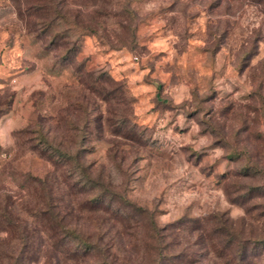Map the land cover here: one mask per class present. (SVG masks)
I'll use <instances>...</instances> for the list:
<instances>
[{
    "label": "rangeland",
    "instance_id": "374dc122",
    "mask_svg": "<svg viewBox=\"0 0 264 264\" xmlns=\"http://www.w3.org/2000/svg\"><path fill=\"white\" fill-rule=\"evenodd\" d=\"M111 1L112 6L103 0L66 1L72 17L98 30L73 33L76 48L67 57L49 48L48 33L31 28L13 0H0V257L18 249L20 234L13 226L38 225L32 216L44 208L48 188L36 180L48 184L54 173L48 139L73 151L77 105L88 103L91 113L106 111L82 81L87 73L110 76L125 88L144 147L120 145L121 173L108 155L113 137L95 132L85 144V162L125 185L128 198L151 211L159 227L214 213L239 219L249 197H238V186H256L254 196L264 190L263 175L243 176L251 163L264 167V144L253 139L255 115L249 108L264 77V15L257 5ZM96 20L104 25L96 27ZM260 132L264 135V123ZM246 206L262 209L264 201L255 197ZM87 214L76 209L68 220L91 225L92 231ZM43 251L33 264H48V250ZM125 256L129 253L121 251Z\"/></svg>",
    "mask_w": 264,
    "mask_h": 264
},
{
    "label": "trees",
    "instance_id": "16d2710c",
    "mask_svg": "<svg viewBox=\"0 0 264 264\" xmlns=\"http://www.w3.org/2000/svg\"><path fill=\"white\" fill-rule=\"evenodd\" d=\"M13 1L31 28L40 26L43 33H48L49 48L61 50L67 57L76 48L73 33L95 35L98 31L77 16L72 17L65 7L67 0ZM103 1L113 5L111 0ZM251 3L264 15V0H251ZM124 10L132 13L127 6ZM94 23L96 27L104 25L100 20ZM116 23L124 27L121 22ZM132 33L130 37L134 39ZM84 80L106 111L93 108L91 113L88 103L77 105L81 116L79 125L73 126V151L48 139V161L54 173L48 175V184L36 180L40 187L46 185L48 188L44 208L32 216L38 225L32 229L12 227L20 234L18 249L0 257L1 264L5 261L7 264H33L37 261L36 255L43 250H48V264L53 261L58 264H136L140 260L141 264H264V206L262 209L246 206L255 197L264 201V190L254 196L250 194L256 186H238V197H249L241 204L244 215L239 219L224 212L207 218H184L159 227L151 211L128 198L125 185H116L104 169L96 172L95 166L85 162V144L95 132L101 135L108 131L113 137L108 155L121 173L125 171L123 163L117 160L123 153L120 145L133 143L144 147V143L141 128L131 120L132 109L125 88L103 74L96 77L87 73ZM256 87V96L249 106L255 115L252 119L256 126L253 139L264 144V135L260 132L264 123V77L258 80ZM96 112L99 116L95 119ZM235 154L240 156L243 152ZM232 155L228 154L229 157ZM251 164L247 165L249 170L246 169L243 176L255 178L261 174L264 177V167L259 162ZM55 174L58 177H54ZM261 186H264V180ZM227 189V195L231 197L229 185ZM71 198L75 199L77 208L73 207ZM76 209L84 215L89 213L92 231H89L91 225L78 227L68 220L75 215ZM115 239L122 240L120 243L125 246H119ZM126 239H129L127 244ZM121 251L129 256L121 258Z\"/></svg>",
    "mask_w": 264,
    "mask_h": 264
}]
</instances>
